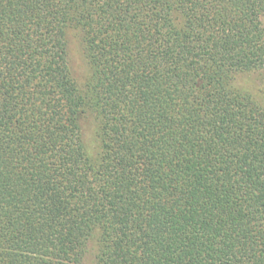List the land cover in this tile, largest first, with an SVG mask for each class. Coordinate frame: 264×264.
I'll return each mask as SVG.
<instances>
[{
	"label": "trees",
	"instance_id": "trees-1",
	"mask_svg": "<svg viewBox=\"0 0 264 264\" xmlns=\"http://www.w3.org/2000/svg\"><path fill=\"white\" fill-rule=\"evenodd\" d=\"M260 69L264 0H0V264H264Z\"/></svg>",
	"mask_w": 264,
	"mask_h": 264
},
{
	"label": "rangeland",
	"instance_id": "rangeland-1",
	"mask_svg": "<svg viewBox=\"0 0 264 264\" xmlns=\"http://www.w3.org/2000/svg\"><path fill=\"white\" fill-rule=\"evenodd\" d=\"M69 61L76 79L82 83L88 72V63L83 53L81 40L75 31H69ZM235 86L250 93L256 100L264 103V69L240 72L235 75ZM83 137L91 153L99 148L96 136V122L93 117H86L82 122ZM85 264H94L93 256L89 255Z\"/></svg>",
	"mask_w": 264,
	"mask_h": 264
}]
</instances>
